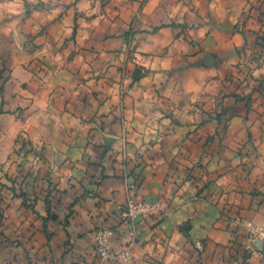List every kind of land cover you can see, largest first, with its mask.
Masks as SVG:
<instances>
[{
  "label": "crops",
  "instance_id": "1",
  "mask_svg": "<svg viewBox=\"0 0 264 264\" xmlns=\"http://www.w3.org/2000/svg\"><path fill=\"white\" fill-rule=\"evenodd\" d=\"M21 6L0 0V264H119L105 227L116 250L135 228L131 264H261L264 0H111L76 33ZM133 194L161 209L132 222Z\"/></svg>",
  "mask_w": 264,
  "mask_h": 264
},
{
  "label": "built area",
  "instance_id": "2",
  "mask_svg": "<svg viewBox=\"0 0 264 264\" xmlns=\"http://www.w3.org/2000/svg\"><path fill=\"white\" fill-rule=\"evenodd\" d=\"M161 209L160 202H149L139 200L135 194L129 195L127 198L126 209L124 211L125 217L129 218L132 222L138 216L147 215ZM250 233L253 236H262L264 233V227L255 225L251 222L248 223ZM132 240L125 247L116 250L112 247L111 236L113 231L111 228L105 227L97 230L95 235V251L97 257L101 263L118 261L119 264H131V246L135 243L137 237V231L135 228L130 230ZM247 250L251 256L258 255L262 258L264 264V250L262 248L257 249L252 243H248ZM167 264V263H162Z\"/></svg>",
  "mask_w": 264,
  "mask_h": 264
},
{
  "label": "rangeland",
  "instance_id": "3",
  "mask_svg": "<svg viewBox=\"0 0 264 264\" xmlns=\"http://www.w3.org/2000/svg\"><path fill=\"white\" fill-rule=\"evenodd\" d=\"M18 1L25 5V7H20V9L22 8V13L28 14L33 9L49 12L54 11V21H56L59 16L69 17L70 20H68V22H70L69 24L71 27H74L73 20H75L76 26L74 29L76 33V28L79 25L77 21L81 20L83 23H85L92 16H98V11L102 12V10H104L111 0H32L33 3L28 0H26V3H24L23 0ZM30 5H33V9L30 8ZM101 7L102 10H100ZM95 8H97V12L91 14L90 11H93ZM10 15L11 14H8L5 19H11ZM75 33L73 32L72 38L74 37Z\"/></svg>",
  "mask_w": 264,
  "mask_h": 264
},
{
  "label": "trees",
  "instance_id": "4",
  "mask_svg": "<svg viewBox=\"0 0 264 264\" xmlns=\"http://www.w3.org/2000/svg\"><path fill=\"white\" fill-rule=\"evenodd\" d=\"M263 42V41H262Z\"/></svg>",
  "mask_w": 264,
  "mask_h": 264
}]
</instances>
